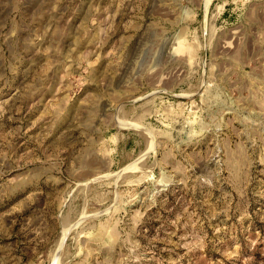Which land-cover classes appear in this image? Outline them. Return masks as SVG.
<instances>
[{"label": "rangeland", "instance_id": "1", "mask_svg": "<svg viewBox=\"0 0 264 264\" xmlns=\"http://www.w3.org/2000/svg\"><path fill=\"white\" fill-rule=\"evenodd\" d=\"M0 264H264V0H0Z\"/></svg>", "mask_w": 264, "mask_h": 264}]
</instances>
